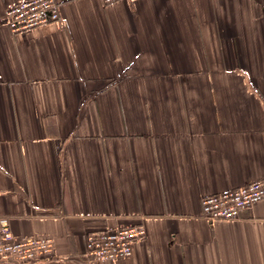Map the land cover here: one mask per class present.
<instances>
[{"label": "crops", "instance_id": "1", "mask_svg": "<svg viewBox=\"0 0 264 264\" xmlns=\"http://www.w3.org/2000/svg\"><path fill=\"white\" fill-rule=\"evenodd\" d=\"M16 1L0 217L53 239L32 264H88V232L134 224L145 238L102 264H264V199L233 221L200 209L264 182V0H57L60 20L12 34Z\"/></svg>", "mask_w": 264, "mask_h": 264}, {"label": "built area", "instance_id": "2", "mask_svg": "<svg viewBox=\"0 0 264 264\" xmlns=\"http://www.w3.org/2000/svg\"><path fill=\"white\" fill-rule=\"evenodd\" d=\"M119 0H102L111 5ZM60 5L57 0H18L5 12L6 26L12 34L23 33L60 20ZM264 199V182L251 180L240 186L200 198L201 216L211 222L233 221L241 212ZM145 238V229L140 224L115 225L85 235L83 258L88 264L115 262L129 257L133 245ZM54 241L50 237L16 236L7 217H0V261L32 264L51 255Z\"/></svg>", "mask_w": 264, "mask_h": 264}]
</instances>
